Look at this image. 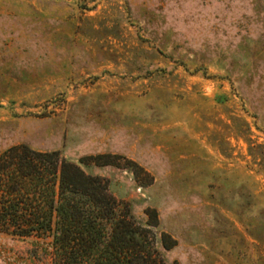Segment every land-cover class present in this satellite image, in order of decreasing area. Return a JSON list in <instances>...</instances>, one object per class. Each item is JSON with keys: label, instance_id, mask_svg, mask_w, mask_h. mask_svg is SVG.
<instances>
[{"label": "rangeland", "instance_id": "1", "mask_svg": "<svg viewBox=\"0 0 264 264\" xmlns=\"http://www.w3.org/2000/svg\"><path fill=\"white\" fill-rule=\"evenodd\" d=\"M19 144L155 208L170 264H264V0H0ZM49 240L0 231V264H51Z\"/></svg>", "mask_w": 264, "mask_h": 264}, {"label": "trees", "instance_id": "2", "mask_svg": "<svg viewBox=\"0 0 264 264\" xmlns=\"http://www.w3.org/2000/svg\"><path fill=\"white\" fill-rule=\"evenodd\" d=\"M145 214L58 151L19 144L0 153V231L49 238L51 264H170L162 251L176 240L156 232L155 208Z\"/></svg>", "mask_w": 264, "mask_h": 264}]
</instances>
